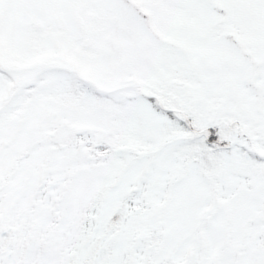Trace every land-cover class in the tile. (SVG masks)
<instances>
[{
    "label": "snow or ice",
    "instance_id": "snow-or-ice-1",
    "mask_svg": "<svg viewBox=\"0 0 264 264\" xmlns=\"http://www.w3.org/2000/svg\"><path fill=\"white\" fill-rule=\"evenodd\" d=\"M0 264H264V0H0Z\"/></svg>",
    "mask_w": 264,
    "mask_h": 264
}]
</instances>
